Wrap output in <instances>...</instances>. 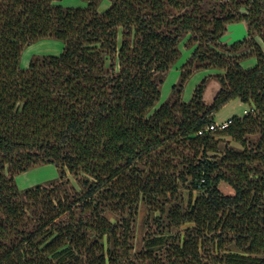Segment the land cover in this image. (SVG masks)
<instances>
[{"label":"trees","instance_id":"trees-1","mask_svg":"<svg viewBox=\"0 0 264 264\" xmlns=\"http://www.w3.org/2000/svg\"><path fill=\"white\" fill-rule=\"evenodd\" d=\"M107 1L0 0V264H264V0ZM186 38L220 73L159 106ZM232 101L251 112L206 132ZM45 165L56 185L8 177Z\"/></svg>","mask_w":264,"mask_h":264},{"label":"rangeland","instance_id":"rangeland-1","mask_svg":"<svg viewBox=\"0 0 264 264\" xmlns=\"http://www.w3.org/2000/svg\"><path fill=\"white\" fill-rule=\"evenodd\" d=\"M91 1L97 2L99 7V12L103 13L110 6V3L107 0H59V2L64 7H85ZM227 34V32H226ZM225 34V35H226ZM254 35L257 37L259 32L254 31ZM249 39V37H248ZM63 45L56 39H47L41 41L33 46L27 47L22 55L21 67L27 68L31 59L36 56L44 55H54L58 56L63 52ZM182 57L178 62L171 67V69L164 75L161 80V97L157 105L167 104L173 102L177 99V96L180 94L182 102H190L194 96L197 87L203 82L205 78H208L210 75H215L220 73L218 70L214 69H189V65H195L197 62L193 58L194 45L192 42H189L186 38L181 46ZM248 45L242 46L237 52L240 54L249 53ZM252 63L244 62L242 65L244 67H249ZM186 69V70H185ZM191 70L190 76L187 80L184 79V72ZM224 72H222L223 74ZM220 85L215 81L208 84L207 90L204 93V99L207 103H211L214 93L219 91ZM247 112V114H245ZM251 112V109L240 101H232L229 103L222 111L216 115V122H223L232 119L234 116L243 117L248 115ZM14 179L17 188L20 192H24L31 188H36L37 186L50 187L56 185L59 180L58 172L53 165H45L40 167H33L27 172H24L19 175H9ZM223 191L226 194H233L234 191L228 185H223Z\"/></svg>","mask_w":264,"mask_h":264},{"label":"water","instance_id":"water-1","mask_svg":"<svg viewBox=\"0 0 264 264\" xmlns=\"http://www.w3.org/2000/svg\"><path fill=\"white\" fill-rule=\"evenodd\" d=\"M249 37L245 23L231 24L227 28V34L220 38V43L233 46L244 42Z\"/></svg>","mask_w":264,"mask_h":264},{"label":"built area","instance_id":"built-area-1","mask_svg":"<svg viewBox=\"0 0 264 264\" xmlns=\"http://www.w3.org/2000/svg\"><path fill=\"white\" fill-rule=\"evenodd\" d=\"M245 114H247V112H245ZM232 124H233V119L223 121V122H216V123L212 124L206 132H214L217 130H224V129L229 128ZM199 134L202 135L203 133L200 132Z\"/></svg>","mask_w":264,"mask_h":264}]
</instances>
